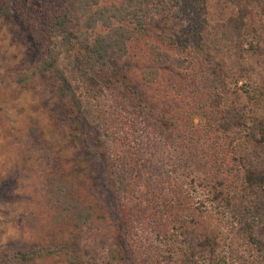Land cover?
<instances>
[{
    "label": "trees",
    "instance_id": "1",
    "mask_svg": "<svg viewBox=\"0 0 264 264\" xmlns=\"http://www.w3.org/2000/svg\"><path fill=\"white\" fill-rule=\"evenodd\" d=\"M39 1L0 0V14L18 13L41 41L30 73L52 77L71 132L81 128L78 87L111 100L109 152L100 153L99 135L95 143L99 176L112 186L108 261L264 264V0H69L54 12ZM167 19L184 23L181 34ZM139 42L148 56L141 77L156 90L149 96L111 57ZM174 68L191 89L163 80ZM45 187L48 226L89 224L91 205L72 185L52 176ZM59 251L78 264L61 239L11 241L0 264Z\"/></svg>",
    "mask_w": 264,
    "mask_h": 264
},
{
    "label": "rangeland",
    "instance_id": "2",
    "mask_svg": "<svg viewBox=\"0 0 264 264\" xmlns=\"http://www.w3.org/2000/svg\"><path fill=\"white\" fill-rule=\"evenodd\" d=\"M68 2L39 1L37 8L54 12ZM167 23L168 29L181 34L182 21L167 19ZM29 28L18 13L8 17L0 14V185L4 181L6 186L10 184L3 193L0 192V247L11 241L52 247L61 239L74 247L78 264H121L109 262L106 256V248L112 245L113 239L112 186L105 175V179H101L98 168V156L109 152L112 128L106 123L107 117L112 118L114 114L109 108L111 100L103 96L96 99L78 87L82 104L78 122L81 128L78 127V133H72L62 119V106L52 77L30 73L39 60L41 41L30 38ZM244 46L249 60L253 61L247 43ZM129 53L136 56L126 54L116 58L111 55L112 62L118 68L124 67L123 74L146 96L155 93L156 90L149 89L141 77L148 58L143 43L132 44ZM161 73L164 81L167 76L169 81L174 77V84L191 89L188 76L182 70L174 68ZM203 121V118L194 117L197 124ZM98 135L102 143L101 154L95 150ZM52 176L72 185L91 205L89 224L79 228L68 224L48 226L44 195L45 185ZM97 176L99 182L105 180L106 192L96 185ZM8 264L69 263L59 251Z\"/></svg>",
    "mask_w": 264,
    "mask_h": 264
}]
</instances>
